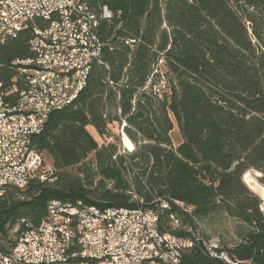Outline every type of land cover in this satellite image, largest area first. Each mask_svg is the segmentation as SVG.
Listing matches in <instances>:
<instances>
[{
  "label": "trees",
  "instance_id": "16d2710c",
  "mask_svg": "<svg viewBox=\"0 0 264 264\" xmlns=\"http://www.w3.org/2000/svg\"><path fill=\"white\" fill-rule=\"evenodd\" d=\"M92 4H106L119 15L100 26L106 42L103 61L110 69L94 65L79 99L53 112L45 130L34 136L36 148L51 160L53 179L8 188L0 198V231L7 234L21 219L39 222L53 199L137 207L126 173L138 167L137 182L145 178L150 192L195 207L190 218L174 208L170 219L176 215L183 226L194 224L200 231L197 219L206 222L211 213L225 212L247 226L229 248L231 255L241 264H264L262 199L247 184L257 192L264 190V0H167L165 13L160 0ZM127 37L138 43L132 47ZM32 38L33 32L24 30L0 47L3 89L15 84V78L17 83L24 80L21 66L12 63L34 57ZM161 59L172 92L162 98L139 93L134 105L135 95ZM119 104L137 148L114 158L117 145H101L89 127L106 139L108 126L119 127ZM172 115L183 137L176 147ZM90 156L101 176L97 188L91 189L69 173L72 167L86 165ZM251 169L262 174L259 182ZM138 192L146 201L153 196L140 187ZM163 221L171 229L169 220ZM177 233L192 236L188 229ZM182 264L226 263L209 256L195 241L183 249Z\"/></svg>",
  "mask_w": 264,
  "mask_h": 264
},
{
  "label": "built area",
  "instance_id": "2783aa9c",
  "mask_svg": "<svg viewBox=\"0 0 264 264\" xmlns=\"http://www.w3.org/2000/svg\"><path fill=\"white\" fill-rule=\"evenodd\" d=\"M116 16L119 15L106 4L95 8L92 0H0V47L9 38L31 30L34 57L17 59L12 64H20L27 77L36 79V88L26 87L25 80L17 83V78L7 89L0 82V198L13 185L24 189L33 180L53 179V167L36 148L34 136L45 130L53 112L79 99L94 65L110 69L103 61L106 42L100 26L102 21L111 22ZM125 42L133 47L138 40L127 37ZM159 64H164L163 59L135 95L134 105L139 93L162 98L172 92L171 82ZM109 84L116 88L110 79ZM117 93L120 101V91ZM20 95H28V104H20ZM11 100H18V108H11ZM116 114L121 121L114 158L131 154L137 148L128 135L130 125L120 104ZM167 199L181 200L156 192L150 201L136 198L137 207L89 203V210H80L83 199H53L39 222L21 219L17 223L14 244L7 249L0 247V264H27V259H46L51 264H159L145 263V256L150 253L166 255L181 264L179 226L170 219L172 211H163ZM182 204L190 218L195 207L184 201ZM66 205L77 207L76 220H68V215L63 214ZM102 215H112L113 225L102 223ZM164 219L169 220L171 229L165 226ZM77 223H84V230H77ZM27 226H37V234H27ZM190 232L188 245L197 241L209 256H217L226 264H241L223 241H208L194 224L190 225ZM78 235H85L86 245H76ZM80 248H88L85 261H78ZM107 253H117V260L107 261ZM96 254H104V261H96Z\"/></svg>",
  "mask_w": 264,
  "mask_h": 264
},
{
  "label": "rangeland",
  "instance_id": "374dc122",
  "mask_svg": "<svg viewBox=\"0 0 264 264\" xmlns=\"http://www.w3.org/2000/svg\"><path fill=\"white\" fill-rule=\"evenodd\" d=\"M166 2L167 0H160V5H161L163 13H165V10H166L165 8ZM158 67L161 71L166 72V67L164 66V64L163 65L159 64ZM171 77H172L171 79H174V81L176 80L174 76H171ZM172 119L174 120L175 126L171 132V137H172L173 144H176V146H178L182 142L183 137L178 128L176 118L173 115H172ZM108 128H109V133L106 135L107 137L106 139L93 126L89 127V131L101 145H103L105 142L108 143L109 141H111L112 143H119L117 124L116 123L111 124L110 126H108ZM44 155H45L47 164L51 165V160L49 156L46 153H44ZM92 158L93 156H90L89 162L86 165H78V166H75L69 169V173L71 175H74L75 177H77L81 181L82 185L90 189L97 188V183L99 179L101 178L98 168L95 166V163H93ZM249 172L257 181H258L257 177L262 175L259 171L255 169H251ZM140 173H141V169L138 167H136L135 169H130L126 173L127 175L126 177L130 180L131 193L133 194V199H136V198L145 199V196L138 192L139 187L142 188V191L144 193L147 191L151 193L152 195L156 193V191L150 192L149 189H147V185H146L147 181L145 178L142 179L143 181L142 184H139L137 182V177L138 175H140ZM247 184L250 187V189L254 191L256 194H258L260 198L262 199L261 209L264 211V195H261L260 192H257L256 190H254V188H252L249 183ZM109 186H111V184H109ZM193 214H194V211H193ZM201 220L202 222L200 221V219H197L198 224L201 230L203 229L202 232L205 233V235L207 236V239L219 238L221 241H223L225 245H229L230 247L235 245L236 242L240 240L242 230L247 229V226L243 224L241 221H239L237 218H234L226 214L225 212H221V211L211 213L208 216L206 222H204V217H202ZM181 226H183L182 223H181ZM183 227L184 228H181V229H190V227H187V226H183ZM15 231H16L15 228L9 229L7 234H4L0 231V247L1 248L2 247L8 248L13 244V242L16 239Z\"/></svg>",
  "mask_w": 264,
  "mask_h": 264
},
{
  "label": "bare ground",
  "instance_id": "6f19581e",
  "mask_svg": "<svg viewBox=\"0 0 264 264\" xmlns=\"http://www.w3.org/2000/svg\"><path fill=\"white\" fill-rule=\"evenodd\" d=\"M20 65V64H14ZM21 66V65H20ZM23 73H25L24 67H21ZM25 85L29 88H36V79L34 77H27V73H25ZM20 104H28V95H20ZM11 108H18V100H11ZM13 187L22 188V185H13ZM261 195H264V190H262ZM179 209L184 212L183 204L180 200L177 199H167L163 204V211H170L173 209ZM80 210H89V204L86 202L80 203ZM187 213V212H185ZM63 214L68 215V220H76L77 218V207L73 205H66L63 207ZM193 215V210L190 212ZM46 216V214L44 215ZM177 225L179 229L184 228L181 226V222L179 218L175 215L171 218ZM24 222H33L31 219H24ZM102 223L105 225H113L112 215H102ZM200 231L202 232L200 226ZM77 230H84V223H77ZM190 230V229H188ZM203 233V232H202ZM27 234H37V226H27ZM208 241H212V243H222L219 238H211L207 239ZM76 245H86L85 235H78L76 237ZM179 246H181V251L184 248L188 247V238L180 237L179 238ZM181 255V264H182ZM212 258L217 259V256H211ZM88 258V248H80L78 252V261H85ZM117 253H107V261H116ZM96 261H104V254H96ZM145 263H159V264H175L170 258L166 255H161L157 253H150L145 256ZM27 264H51L50 261L46 259H27ZM108 264H116V262H109Z\"/></svg>",
  "mask_w": 264,
  "mask_h": 264
},
{
  "label": "crops",
  "instance_id": "0c3cea01",
  "mask_svg": "<svg viewBox=\"0 0 264 264\" xmlns=\"http://www.w3.org/2000/svg\"><path fill=\"white\" fill-rule=\"evenodd\" d=\"M237 243V242H236ZM229 246V245H228Z\"/></svg>",
  "mask_w": 264,
  "mask_h": 264
}]
</instances>
